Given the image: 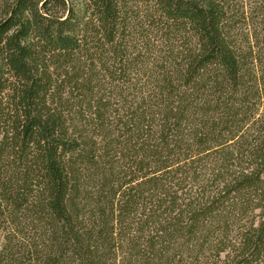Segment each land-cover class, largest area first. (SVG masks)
I'll list each match as a JSON object with an SVG mask.
<instances>
[{
    "label": "trees",
    "instance_id": "trees-1",
    "mask_svg": "<svg viewBox=\"0 0 264 264\" xmlns=\"http://www.w3.org/2000/svg\"><path fill=\"white\" fill-rule=\"evenodd\" d=\"M0 264H264V0H0Z\"/></svg>",
    "mask_w": 264,
    "mask_h": 264
},
{
    "label": "rangeland",
    "instance_id": "rangeland-1",
    "mask_svg": "<svg viewBox=\"0 0 264 264\" xmlns=\"http://www.w3.org/2000/svg\"><path fill=\"white\" fill-rule=\"evenodd\" d=\"M1 243H2V237L0 236V245H1Z\"/></svg>",
    "mask_w": 264,
    "mask_h": 264
}]
</instances>
